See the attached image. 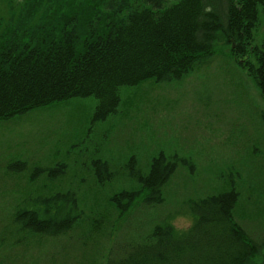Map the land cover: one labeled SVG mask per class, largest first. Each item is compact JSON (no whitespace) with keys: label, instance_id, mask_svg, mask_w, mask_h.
I'll list each match as a JSON object with an SVG mask.
<instances>
[{"label":"trees","instance_id":"1","mask_svg":"<svg viewBox=\"0 0 264 264\" xmlns=\"http://www.w3.org/2000/svg\"><path fill=\"white\" fill-rule=\"evenodd\" d=\"M259 14L264 0H0V125L22 124L74 97H95L94 114L103 118L115 110L117 88L149 79L170 84L219 56L236 58L264 99V41L251 44ZM259 117L264 122L263 109ZM14 156L0 162L9 175L59 173ZM181 161L161 152L146 172L127 163L129 177L141 187L111 195L119 217L109 231L116 233L120 216L139 203L162 202L163 186ZM90 166L100 180L118 170L102 157ZM234 203L232 190L182 201L193 221L189 230L173 228L178 209L140 239L113 236L103 264H264V234L255 238L236 223ZM81 220L76 191L67 188L21 197L11 224L17 232L61 237L71 236Z\"/></svg>","mask_w":264,"mask_h":264},{"label":"rangeland","instance_id":"2","mask_svg":"<svg viewBox=\"0 0 264 264\" xmlns=\"http://www.w3.org/2000/svg\"><path fill=\"white\" fill-rule=\"evenodd\" d=\"M252 34L251 44L261 45L263 14ZM117 94L114 112L103 118L94 114L95 97H74L22 124L0 125V162L19 155L59 171L33 178L28 173L9 175L0 165V264H103L113 236L140 239L154 222L181 209L182 201L228 190L235 192L236 223L255 238L264 234V122L259 117L264 99L236 58L219 56L179 81L144 80L117 88ZM161 152L183 159L163 186V201L139 203L120 216L116 233L109 231L119 217L111 195L141 187L129 177L126 164L146 172L150 159ZM94 157L118 169L114 176L98 179L90 170ZM67 188L76 191L83 209V220L71 236L15 230L11 217L21 197ZM183 211L172 221L187 216ZM81 230L87 235L81 236Z\"/></svg>","mask_w":264,"mask_h":264},{"label":"clouds","instance_id":"3","mask_svg":"<svg viewBox=\"0 0 264 264\" xmlns=\"http://www.w3.org/2000/svg\"><path fill=\"white\" fill-rule=\"evenodd\" d=\"M193 221L190 216H178L173 219L172 226L177 230L187 231L192 227Z\"/></svg>","mask_w":264,"mask_h":264}]
</instances>
